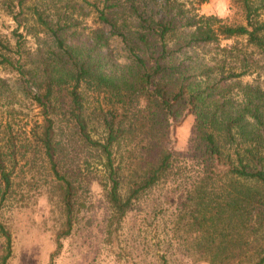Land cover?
I'll return each instance as SVG.
<instances>
[{
	"label": "trees",
	"instance_id": "obj_1",
	"mask_svg": "<svg viewBox=\"0 0 264 264\" xmlns=\"http://www.w3.org/2000/svg\"><path fill=\"white\" fill-rule=\"evenodd\" d=\"M130 1L132 14L122 24L120 4L106 2L99 11V21L127 47V63L117 69L109 67L111 58L104 53L110 48L104 28L94 31L90 48L76 47L67 43L70 26L55 22L42 6L26 8L25 22L31 23L27 34L45 46L26 48L22 34L15 45L0 39V67L32 85L30 92L24 90L42 120L30 132L19 133L13 128L14 114L8 110L6 119L0 112V215L15 198L21 163L32 172L40 164L65 215L50 264L60 254L73 230L76 196L57 160L58 132L66 121L105 160L100 184L112 211L109 235L116 247L130 209L172 174L173 130L186 113H193L200 170L181 198L174 240L194 263L264 264V93L259 85L241 81L253 74L264 77V19L252 0H241L246 25L204 15L185 26L174 17L150 22L152 17L144 16L146 0ZM133 14L138 16L129 21ZM235 39L245 41V51L223 46ZM202 48L219 54L202 58ZM6 82L0 77V111L16 104ZM67 86L64 112L61 94ZM83 88L105 95L99 139L88 131ZM0 237V264H9L13 237L1 220Z\"/></svg>",
	"mask_w": 264,
	"mask_h": 264
},
{
	"label": "rangeland",
	"instance_id": "obj_2",
	"mask_svg": "<svg viewBox=\"0 0 264 264\" xmlns=\"http://www.w3.org/2000/svg\"><path fill=\"white\" fill-rule=\"evenodd\" d=\"M252 1L260 18L264 19V0ZM21 2L24 3L22 6ZM106 2L122 6L123 10L117 15L121 24L126 16L132 14L128 9L131 6L130 0H0V39L15 45L19 34H22L26 48L36 50L38 46H45L39 39L28 35L31 23L25 22L28 13L26 8L38 5L46 8L55 22L70 26L66 32L67 43L76 47L90 48L94 31L104 28L110 40L109 50L104 51L111 58L109 67L120 68L127 63L129 54L122 38L111 35L110 27L99 21V11ZM146 2L147 13L144 16L152 17L150 22L174 17L185 26L190 18L204 15L218 17L227 25L247 24L241 0H210L206 3L198 0ZM142 12L141 9L138 14ZM137 16L131 15L129 21L135 20ZM225 44L237 50H246V43L242 39L224 41L223 46ZM215 54L219 53L213 48L199 50L202 58H211ZM0 77L7 81L9 94L16 98L14 106L0 112H4L7 119V111L10 110L14 114L13 128L19 133L30 132L36 122L42 121L40 109L25 93V90L31 91L32 85L20 82L15 74L1 67ZM241 81L244 85H259L264 93V77L259 78L253 74ZM24 86L27 87L25 90ZM69 90V86L64 87L61 94L65 96L64 112L68 111ZM82 92L86 99L88 131L93 139H99L104 135L101 117L107 112L105 95L85 88ZM237 92L238 88L235 94ZM195 137V115L186 113L172 133L171 149L176 157L172 174L130 209L115 247L109 235L112 211L100 184L104 176L105 160L98 151L90 149L65 121V126L62 124L58 132L60 149L57 160L60 170L68 174L76 188L75 218L72 233L62 241L60 254L52 264H206L194 263L173 237L175 216L184 190L200 170ZM38 167L32 172L30 166L21 163L17 169L15 198L0 215V220L7 225L13 237V257L9 264H50L51 256L57 249L56 236L63 228L65 215L62 206L58 204V194L53 193L50 178L44 176L46 172L40 164ZM45 181L48 183L45 184ZM3 243L0 237V256Z\"/></svg>",
	"mask_w": 264,
	"mask_h": 264
}]
</instances>
